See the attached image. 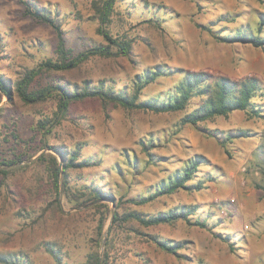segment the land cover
<instances>
[{"label":"rangeland","instance_id":"rangeland-1","mask_svg":"<svg viewBox=\"0 0 264 264\" xmlns=\"http://www.w3.org/2000/svg\"><path fill=\"white\" fill-rule=\"evenodd\" d=\"M23 1L0 0V74L12 83L45 59L57 57L54 28L29 15ZM25 1L57 16L72 55L108 43L97 30L93 0ZM261 20L264 2L258 0H118L108 28L114 37L132 40L130 55L112 46L111 55H92L71 70L42 71L31 89L86 79L93 85L101 79H115L120 88L144 69L158 65L206 70L235 80L253 76L264 88V49L229 38L244 26L257 33ZM173 82L170 76L160 77L143 90L142 98L154 97ZM198 101L195 97L186 110L157 113L116 105L105 111L99 98H88L72 103L51 132L36 134L38 119L53 116L58 100L25 103L15 89L12 101L4 96L0 162H16L0 164V169L8 170L0 172V251H24L34 264H56L44 246L45 241H56L64 262L82 264L95 247L98 222L107 214L105 207L95 204L106 202L111 208L98 246L101 255L117 202L122 213L134 209L157 213L196 205L191 222L180 218L149 227L138 222L120 226L114 234L111 264H264V190L259 187L264 186V115L236 110L227 117L200 122L199 127L182 124V116ZM257 101L264 113V89ZM241 129L248 136L227 142L226 148L221 145L226 133ZM44 139L70 149L80 146L81 158L91 157L95 162L71 170L69 196L63 175L57 195L45 165L37 161L43 153L52 152L63 166V158L54 149L42 146ZM150 139L149 156L142 144ZM124 153L136 157L133 164L126 162ZM195 155L209 161L191 181L203 178L201 188L181 189L143 205L130 200L148 196L158 182ZM92 185L113 193L116 200L105 197L81 206L71 201ZM57 196L62 211L55 204ZM197 219L206 225L196 224ZM145 232L177 241L182 247L177 254L168 253L148 241Z\"/></svg>","mask_w":264,"mask_h":264},{"label":"trees","instance_id":"trees-1","mask_svg":"<svg viewBox=\"0 0 264 264\" xmlns=\"http://www.w3.org/2000/svg\"><path fill=\"white\" fill-rule=\"evenodd\" d=\"M118 0H93L92 5L95 10V17L99 21L98 32L108 41L107 44L98 45L92 49L82 51L77 55H72V49L67 46L64 28L57 18L49 9L33 6L27 1H23L26 6V12L50 24L57 34L56 58L49 57L42 61L38 68L30 69L25 74L12 83L11 80L0 74V103L4 96L12 101L14 89L19 97L25 103H35L45 101L49 98L58 100V109L53 116L42 117L38 119L35 130L36 134L51 132L56 124L66 117L72 103L82 101L88 98L97 97L102 101L104 110L109 106H122L128 110L139 109L144 111H152L157 113L176 112L186 110L193 102L195 97H199V101L192 110L188 111L181 118V123H190L199 127L200 122L213 119L218 116H229L236 110L247 112L250 116H263V108L257 98L263 95V85L257 77H245L235 80L226 75L215 76L206 70H187L184 68L172 69L167 66L158 65L154 68H146L138 73L132 83L123 85L118 88L115 79H101L97 84L93 85L89 79L82 83H66L41 87L39 89H31V84L35 77L42 71H58L71 70L92 55L108 56L112 54V46H115L119 53L126 56L130 55L132 48V40L121 37H114L111 34L108 24L115 11V5ZM264 2V0H258ZM264 21H260L258 32L254 33L250 26L239 27L231 36L232 41L249 43L255 47L264 49V34L261 33ZM212 28V27H209ZM212 31V29H211ZM219 37V35H216ZM114 54V53H113ZM178 75V76H177ZM170 76L174 82L169 85L165 91L159 92L154 97L142 98L143 90L150 84L155 83L160 77ZM2 109V108H1ZM0 109V110H1ZM213 134V133H212ZM248 131L241 129L239 132H228L224 139L220 140L221 145L226 148L227 142L234 141L237 137L248 136ZM144 141L143 150L151 153L149 149L153 146L151 142ZM43 147L47 146L56 151L63 158L62 172L59 166L58 156L52 152H46L37 159L39 163L45 165V170L49 177L55 183L57 195L60 193L61 174L63 175L64 191L70 195L71 185L69 177L72 169H80L91 164H95L91 157L81 158V147L75 146L70 149L64 145H53L42 140ZM226 152L229 151L226 149ZM126 162L133 164L134 158L128 154H123ZM21 157H19L20 159ZM16 160H4L0 164L9 166L14 164ZM203 155H195L184 162L182 167L175 169L167 177L158 182L153 191L148 196H142L140 199H130L136 205H143L150 200H154L159 196L170 195L181 189L192 190L199 189L203 186V178L198 183H191L197 176V172L202 164L208 163ZM7 169H0V172L7 173ZM87 184V183H86ZM88 186V184L86 185ZM264 190V186H260ZM82 196H74L71 201H76L75 205L81 206L89 202H94L102 198L110 197L116 200L113 193L104 190L99 185H92L87 191H80ZM74 195V193H72ZM120 200V198H118ZM55 197V204L60 211L61 207ZM121 203L117 202L116 209L112 213V223L109 226L108 236L105 242V250L103 255L100 254L98 246L103 239V230L111 217V208L109 203L100 202L94 207H105L107 214L103 213L97 225V237H95V247L88 253L87 260L82 264H111V250L114 245V234L118 232L120 226L126 222H138L144 226H156L162 223H172L183 218L191 222L190 215L195 213L196 205H182L173 207L169 210H161L157 213H146L138 209L125 211L119 210ZM196 224L205 226V221L197 219ZM147 240L155 243L159 248L168 253H178V249L182 244L177 241L160 236L152 232H145ZM46 250L54 257L56 264H68L63 261L61 249L55 241H45ZM0 263L2 264H34L32 258L27 252H7L0 251Z\"/></svg>","mask_w":264,"mask_h":264},{"label":"water","instance_id":"water-1","mask_svg":"<svg viewBox=\"0 0 264 264\" xmlns=\"http://www.w3.org/2000/svg\"><path fill=\"white\" fill-rule=\"evenodd\" d=\"M60 168H61V172H62V163H60Z\"/></svg>","mask_w":264,"mask_h":264}]
</instances>
